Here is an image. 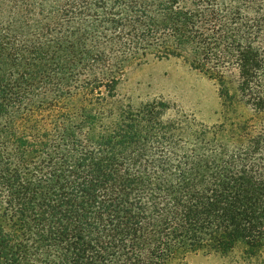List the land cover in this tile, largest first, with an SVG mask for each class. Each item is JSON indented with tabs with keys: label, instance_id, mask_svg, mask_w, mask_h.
<instances>
[{
	"label": "trees",
	"instance_id": "1",
	"mask_svg": "<svg viewBox=\"0 0 264 264\" xmlns=\"http://www.w3.org/2000/svg\"><path fill=\"white\" fill-rule=\"evenodd\" d=\"M217 1L0 0V264L264 250V24H211ZM152 47L218 84L222 122L157 100L110 118Z\"/></svg>",
	"mask_w": 264,
	"mask_h": 264
},
{
	"label": "rangeland",
	"instance_id": "2",
	"mask_svg": "<svg viewBox=\"0 0 264 264\" xmlns=\"http://www.w3.org/2000/svg\"><path fill=\"white\" fill-rule=\"evenodd\" d=\"M217 3L219 7L213 13L211 24H219L220 20H236L238 26L248 30L251 36L256 32V19L264 24V0H218ZM239 5L241 10L237 9ZM211 24L209 28L214 26ZM258 45L264 53V25ZM146 50L144 54L140 53L139 59L123 64L126 71L115 102L102 105L112 112L111 119L116 118L120 108L131 106L137 109L157 100L169 104L170 116H186L207 125L222 122L219 87L214 80L194 69L184 58H159L154 47ZM240 111L250 114L246 108H240ZM244 248L245 245L240 244L228 255L205 250L189 252L167 264H264V250L250 260L243 257Z\"/></svg>",
	"mask_w": 264,
	"mask_h": 264
}]
</instances>
